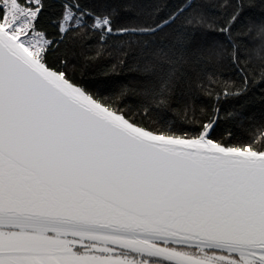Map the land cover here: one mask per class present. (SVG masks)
I'll list each match as a JSON object with an SVG mask.
<instances>
[{
    "label": "snow or ice",
    "instance_id": "6c2138e0",
    "mask_svg": "<svg viewBox=\"0 0 264 264\" xmlns=\"http://www.w3.org/2000/svg\"><path fill=\"white\" fill-rule=\"evenodd\" d=\"M0 264H264V0H0Z\"/></svg>",
    "mask_w": 264,
    "mask_h": 264
}]
</instances>
